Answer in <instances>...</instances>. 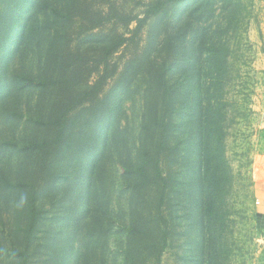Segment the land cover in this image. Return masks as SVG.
Masks as SVG:
<instances>
[{
    "label": "rangeland",
    "instance_id": "374dc122",
    "mask_svg": "<svg viewBox=\"0 0 264 264\" xmlns=\"http://www.w3.org/2000/svg\"><path fill=\"white\" fill-rule=\"evenodd\" d=\"M155 1L0 0V264H264V0Z\"/></svg>",
    "mask_w": 264,
    "mask_h": 264
},
{
    "label": "trees",
    "instance_id": "16d2710c",
    "mask_svg": "<svg viewBox=\"0 0 264 264\" xmlns=\"http://www.w3.org/2000/svg\"><path fill=\"white\" fill-rule=\"evenodd\" d=\"M182 0H156L153 5H151L149 7V9L146 12V17L144 20L140 21L138 28L140 29L144 23L146 21H148L152 16H155L157 14H159L160 12H162L166 6V4L170 3V2H181ZM94 93V92H93ZM88 95V92H85L83 94L80 95V100L79 102L82 101L83 98H85ZM61 133L63 131V128H61ZM200 177H201V185H202V203L204 205V228H209V223L211 224V222H209V215L210 213L213 212L214 207H215V201H214V190H215V184L214 182L212 183V185L210 186L209 184V178L206 175L205 171H204V162L203 159L201 161L200 164ZM215 181V180H214ZM33 207H34V203H33ZM36 225H37V217L36 214H33V220L31 221L27 231H26V235H25V248L27 249L30 245L31 239L34 235V231L36 229ZM17 256H15V258L20 259L21 264H27V256L24 253H18Z\"/></svg>",
    "mask_w": 264,
    "mask_h": 264
},
{
    "label": "crops",
    "instance_id": "0c3cea01",
    "mask_svg": "<svg viewBox=\"0 0 264 264\" xmlns=\"http://www.w3.org/2000/svg\"><path fill=\"white\" fill-rule=\"evenodd\" d=\"M256 224L264 229V179L259 180L256 185Z\"/></svg>",
    "mask_w": 264,
    "mask_h": 264
}]
</instances>
